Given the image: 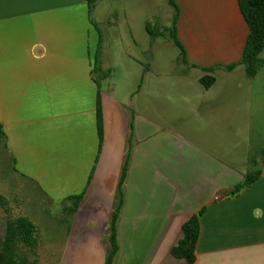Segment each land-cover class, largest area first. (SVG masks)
Wrapping results in <instances>:
<instances>
[{"label":"crops","instance_id":"1","mask_svg":"<svg viewBox=\"0 0 264 264\" xmlns=\"http://www.w3.org/2000/svg\"><path fill=\"white\" fill-rule=\"evenodd\" d=\"M113 1L97 0L90 16L84 0H0V125L12 178L63 212L86 190L60 264H105L131 126L115 264H187L171 249L203 208L194 264H264V65L249 77L242 64L250 31L238 0H175L184 60L164 31L169 0L162 17L145 16L143 0ZM169 58L178 69L161 68ZM248 171L260 179L230 197ZM5 179L0 170V191Z\"/></svg>","mask_w":264,"mask_h":264},{"label":"trees","instance_id":"2","mask_svg":"<svg viewBox=\"0 0 264 264\" xmlns=\"http://www.w3.org/2000/svg\"><path fill=\"white\" fill-rule=\"evenodd\" d=\"M84 1L89 7V15L91 16L97 0ZM238 2L250 31L242 64L246 68L247 75L249 77H254L258 73L259 69L264 65V61L261 58V54L264 51V0H238ZM169 4L174 8L175 15L172 26L170 28H165L164 31L170 34L171 39H173L176 46L181 50L184 60L185 51L183 46L178 41L176 33L179 19V8L175 0H169ZM148 32L150 35L156 36V32L150 28H148ZM235 67L236 66L233 65L228 69L232 70ZM201 82L208 88L214 82V78L206 76L201 80ZM97 122L100 143H102V111L99 102L97 106ZM5 141L6 134L3 126L0 125V142L5 143ZM133 145L134 132L133 126H131L126 158L121 171L113 211L104 234V238L108 242L105 264H115L120 252L118 225L123 207L125 205V184L129 173ZM260 157L264 159V150L260 154ZM253 162L257 163L256 159H254ZM92 175L89 178L88 185L91 183ZM260 177L261 171L246 172L243 181L231 190L229 196H238L243 190L249 188L257 182ZM85 194L86 190H84L81 194L73 195L68 198L69 201H71L72 206L66 209L65 212L70 218H73L76 214L78 206L85 197ZM0 200H2V197H0ZM205 211L206 208H203L196 214L192 215L183 225V237L179 240L177 245L171 249V255L174 258L184 259L187 264H194L196 262V248L201 233V217ZM38 243L39 241L36 226L28 218L19 217L15 221L9 222L6 227L5 236L0 238V264H37L38 262L36 257Z\"/></svg>","mask_w":264,"mask_h":264},{"label":"rangeland","instance_id":"3","mask_svg":"<svg viewBox=\"0 0 264 264\" xmlns=\"http://www.w3.org/2000/svg\"><path fill=\"white\" fill-rule=\"evenodd\" d=\"M138 3L143 4L145 16L149 11L155 12L158 10L157 12L162 17L163 14L171 10L167 0H143ZM120 4L119 0L113 1V5L119 6ZM168 52L170 56L178 54V50L172 46L169 47ZM166 67L172 68L173 70L178 69L177 66L173 65L172 59L170 58L168 60H161V68ZM175 72L173 71V73ZM254 159L258 162H250V167L253 170L261 168V158L259 155L257 154L252 160ZM12 167L13 165L7 156L4 143L0 142V170L6 175V179L4 180L6 186L0 193L7 197L5 199L0 195L2 197V200H0V238L5 236L6 227L9 222L15 221L24 215L23 213L25 212L22 208L26 204V207L29 206L33 210L31 212L29 211L30 216L28 215L26 217H31L30 221L38 227L37 237L39 243L36 257L37 264H60L63 250L71 237L70 227L74 217L70 218L66 212H63L66 204L52 205L46 203L41 205V196L33 185L27 184L32 190V193H30L19 180L12 178ZM102 246L103 249L106 246L108 250V242L105 238Z\"/></svg>","mask_w":264,"mask_h":264},{"label":"built area","instance_id":"4","mask_svg":"<svg viewBox=\"0 0 264 264\" xmlns=\"http://www.w3.org/2000/svg\"><path fill=\"white\" fill-rule=\"evenodd\" d=\"M223 196L221 195V194H219V195H217L216 196V199L218 200V199H220V198H222Z\"/></svg>","mask_w":264,"mask_h":264}]
</instances>
